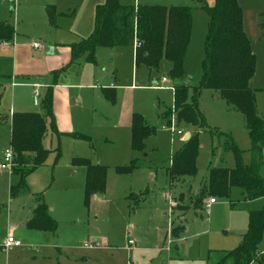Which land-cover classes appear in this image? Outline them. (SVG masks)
<instances>
[{"label": "rangeland", "instance_id": "1", "mask_svg": "<svg viewBox=\"0 0 264 264\" xmlns=\"http://www.w3.org/2000/svg\"><path fill=\"white\" fill-rule=\"evenodd\" d=\"M105 1L0 0V24L15 30L12 41L0 42V165L11 150L13 113L44 114L42 101L54 86L66 97L56 99L55 125L60 120L70 129L59 133L47 118L45 167L34 172L17 196L11 195V188L19 176L12 169L0 172V264H207L209 257L215 264L222 252L240 245L249 211L264 207V199L243 200L237 187L230 198H217L209 214L206 204L194 206L208 167L236 165L228 142L239 148L245 164L251 162L244 114L215 91L204 89L198 98L206 129L178 124L174 114L173 87L190 86L191 99L201 83L210 23L206 6L216 0H120L125 5L190 8L186 77L175 80L168 75L167 63L159 71L137 68L132 45L97 48V63L84 56L72 61V45L91 35L97 7ZM238 2L256 56L249 85L258 114L264 115V0ZM34 41L46 50L35 49ZM37 83L39 104L34 106ZM134 113L154 129L138 149L132 144ZM189 130L199 139L196 172L172 180V156L183 147L181 138L188 140ZM74 158L105 166L104 193L86 196L85 170L73 164ZM33 189H41L58 223L54 234L24 225L35 204ZM181 195L189 210L179 224L172 203ZM8 236L21 243L4 252L1 243ZM128 240L134 245L129 247ZM259 251L264 252V236Z\"/></svg>", "mask_w": 264, "mask_h": 264}, {"label": "trees", "instance_id": "2", "mask_svg": "<svg viewBox=\"0 0 264 264\" xmlns=\"http://www.w3.org/2000/svg\"><path fill=\"white\" fill-rule=\"evenodd\" d=\"M202 1V0H200ZM210 17L206 38V54L203 60V77L199 86L194 87L189 98L188 85H176L174 91V114L177 123L207 128L205 116L198 107V98L204 89H211L226 102L241 111L247 122L251 138V162L245 164L242 152L228 142V150H233L236 165L209 167L208 174L197 197L195 207H202L207 197L230 198L232 189H241L244 200L264 198V115L256 108L255 93L250 88V80L255 74L256 56L252 41L248 37L243 21V10L238 0H216L206 6ZM264 28V24L262 25ZM192 30L191 10L187 6L125 5L120 0H106L98 5L95 27L89 37L71 48L72 61L84 56L97 63V48L135 46L136 67L145 66L150 71H159L168 65L171 79H183L185 57ZM15 30L12 26L0 24V42L12 41ZM44 114L36 112H14L11 123V150L13 153V173L20 180L11 188L16 196L27 185V177L42 166L48 156L43 138L48 130L47 118L56 130L53 112L52 88L43 99ZM154 133L143 117L134 113L132 117V144L135 149L143 146V140ZM79 136V135H76ZM199 139L192 134L183 147L171 159L169 174L171 179L196 172ZM73 164L85 170V193H104L106 168L93 164L88 158H74ZM34 208L32 218L27 222L31 229L56 232L58 223L53 218L49 206L42 196ZM264 236V207L250 210L248 229L235 249L222 252L215 264H263L264 252L259 245ZM208 264L210 257L208 258Z\"/></svg>", "mask_w": 264, "mask_h": 264}, {"label": "crops", "instance_id": "3", "mask_svg": "<svg viewBox=\"0 0 264 264\" xmlns=\"http://www.w3.org/2000/svg\"><path fill=\"white\" fill-rule=\"evenodd\" d=\"M34 42H38V41H34ZM135 47V46H134ZM136 49V48H135ZM44 50H46V48L44 49ZM53 49H50L49 50V54H52L53 53ZM156 82V81H155ZM12 85L13 86H17L18 85V83H16V82H12ZM40 87H41V85L40 84H36L35 85V87H34V89L32 90V92H33V101H32V103H33V105L34 106H36V105H38L39 104V96H38V98H37V101L35 100V90H38V93L40 94ZM60 88H58V87H56L55 88V86H54V88L52 89V91H53V112H54V117H55V107H56V105H57V101H56V99L59 97L60 99H62L63 98V100H65V95H63V93H62V91H60L59 90ZM58 90V91H57ZM75 101H77V100H75ZM56 123H57V127H56V129L58 130V132L59 133H69V130L70 129H64L63 128V125H62V122L59 120L58 122H57V120H56ZM69 126V125H68ZM184 131V130H183ZM47 132H48V130H47ZM47 132H46V134H47ZM192 131H186V133H185V138L187 137V135H192ZM181 141L183 142V143H185L183 140H182V138H181ZM45 163H46V161H45ZM45 163L42 165V166H40V167H38L37 169H35L32 173H30L29 175H28V177H27V181H30V179H31V177H32V175L34 174V172H36L37 170H39V169H42L43 167H45ZM228 168H233V167H228ZM208 169H209V167H208ZM2 170H0V172H1ZM207 174H208V170H207ZM18 175V174H17ZM19 176V175H18ZM207 177V176H206ZM206 179V178H205ZM19 180H20V176H19ZM19 182V181H18ZM27 185H28V183H27ZM26 185V186H27ZM33 192V195L35 196V204H34V206H33V208H32V210H31V214L29 215V217H27L26 218V220H25V224L24 225H26V227L29 229V230H33V231H35L36 229H31V228H29L28 226H27V222L32 218V216H33V211H34V208L36 207V205L38 204V202H39V197H41L42 196V198H43V194H41V189H33L32 190ZM17 196V195H16ZM241 197H242V192H241ZM208 199L209 198H206L205 199V202H204V205L205 204H207V202H208ZM242 199H243V197H242ZM261 199H264V198H260V199H256V200H261ZM44 200V199H43ZM244 200V199H243ZM245 201H252V200H245ZM254 201V200H253ZM45 202V201H44ZM216 202H217V199H216ZM215 202V203H216ZM178 203V204H177ZM215 203H213V204H215ZM175 206V207H174ZM189 210V207H188V205L184 202V196L183 195H181L177 200H174L173 201V203H172V211H176V214L178 215V217H177V220H176V222H178L179 224L181 223V220H183L184 218H185V213L187 212ZM52 214V213H51ZM173 224V223H172ZM40 232V231H39ZM42 232V231H41ZM47 233H51V234H54L55 232H49V231H47ZM19 241V240H18ZM129 241V240H128ZM3 242V241H2ZM21 243V242H20ZM128 245H129V247L131 246V245H134V243L133 244H129L128 243ZM32 248H33V250H36V249H34L35 248V245H33L32 246ZM207 264H208V259H207Z\"/></svg>", "mask_w": 264, "mask_h": 264}, {"label": "built area", "instance_id": "4", "mask_svg": "<svg viewBox=\"0 0 264 264\" xmlns=\"http://www.w3.org/2000/svg\"><path fill=\"white\" fill-rule=\"evenodd\" d=\"M33 47L38 50H44L45 47L40 42H33ZM166 78H163V81H165ZM39 96L38 90H35V100L37 101V98ZM5 162L0 165V170L2 169H12L13 168V153L12 150H7L5 155ZM216 202L215 198H210L206 204V212L209 214L210 207L213 203ZM129 244H133L134 242L132 240L128 241ZM20 241L14 239L12 236L6 237L3 242L1 243V248L4 252H8L11 250L14 246L19 245ZM91 246V245H90Z\"/></svg>", "mask_w": 264, "mask_h": 264}, {"label": "water", "instance_id": "5", "mask_svg": "<svg viewBox=\"0 0 264 264\" xmlns=\"http://www.w3.org/2000/svg\"><path fill=\"white\" fill-rule=\"evenodd\" d=\"M48 15L50 18H53V12L51 10H48ZM190 137V135H187V139Z\"/></svg>", "mask_w": 264, "mask_h": 264}]
</instances>
